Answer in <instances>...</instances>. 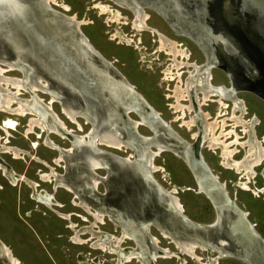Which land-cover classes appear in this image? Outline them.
<instances>
[{"label": "flooded vegetation", "instance_id": "obj_1", "mask_svg": "<svg viewBox=\"0 0 264 264\" xmlns=\"http://www.w3.org/2000/svg\"><path fill=\"white\" fill-rule=\"evenodd\" d=\"M47 1H52V3L55 4V0ZM110 1L120 8H126L131 13L133 17L130 27L131 30H136L133 26V23L136 22L138 26L143 27V30L146 29L148 31L149 29L152 30L153 33L156 31L140 22V18H145V16H147L143 10L144 8H151V10L155 11L177 35H181L179 26L183 27L188 32L182 33V35L189 37L198 45L203 60L198 63L190 60L189 57H191V53L181 42L178 43L160 33L156 35L155 41L152 39V44L148 47V53L162 52L166 55V61H160L161 59L156 56L155 59L157 61L154 59V61H152L153 67L150 66L152 70L156 69L158 78L163 82V92L161 94L169 116L162 119L160 117V112L154 109L142 94L135 89L134 85L113 65L114 62H117L116 59L107 60L93 47L87 36L84 35L94 52L104 60L105 64L103 67L105 68V75L111 74V77H108V75L106 80H100L97 87L100 97L102 98V115L97 119L89 113H86V111L82 112L78 107L72 106L70 104L71 102H66L64 105L60 103L61 113L69 121L76 122L75 118L81 116L86 122L91 124L94 122L96 126L93 125L83 136H74V140L72 142L70 141L69 148H59V154L53 161L58 163V161L62 159L68 160L67 164L71 166L70 168L72 170V166L77 165L76 163L82 159L79 157L77 160L73 158L74 156L72 157L74 154L72 147L73 143H87L86 145H88L93 152L98 153V155H94L91 152L85 155L83 154L84 165L90 169V172L86 173L83 170H78V176L75 177L74 174L72 176H67L71 183H68L63 176L56 175L52 168H50L48 173H40L39 179L44 182L53 180V188L61 186L63 189L71 192L74 197H78L79 199L75 205H78L91 215L92 221L89 225L79 226L72 222L66 225V228H70V231H73V235L68 238V241L72 244H90L89 247L92 249L106 250L108 253L115 255L114 264H124L132 259L138 264H154L156 258L175 257V255L173 256L175 253L171 252L168 248L160 247L158 245V239L148 234V226L150 224L144 222L136 225L128 220L122 219L119 213L115 216L116 209L103 202H101L100 205L97 204V208L91 211L86 201L92 202L93 200L87 193L94 191L97 184L101 182V178L104 177L96 176L92 174L91 171L94 172L96 169L113 171L111 168L112 164L123 167L127 163L130 164L133 157L136 156L133 167H136L144 178L149 179L153 172L161 169L159 165L154 163L153 159L158 157L162 152H170L187 164V168L193 175L197 189L196 193L204 195L212 202L215 213L216 209H218L221 213L224 212V214L228 216V213L238 210L235 207L234 201L230 199L225 192V183L219 181L218 176L207 166L201 150H208L216 154L219 166L234 170V172L243 175L246 180L253 176L254 167L260 165L263 161V141L256 138L253 129V124L256 123V117L244 118L243 115L246 113L245 105L242 100L237 99L235 93L239 89H243L257 93L264 99V46L258 49L261 57L255 58L251 50L256 48L255 43L260 41L257 37H253L255 40L254 43L251 38L252 35L249 34L246 36L244 34L247 43H245V47H243L234 42V37L231 36V29H229L230 31L228 32V29L217 27L219 22L214 19L213 12L217 9V6H220V0H208L210 2L209 4L213 5V7H211V12L207 11L206 16L202 13L203 11H198V8L202 7L204 0ZM254 8L255 9L252 8L254 12L251 9L253 12L251 17H255L259 20L261 18L262 21L264 18V11L258 7ZM97 10L99 14L102 13H100L99 9ZM113 11V21L115 22V17H118L119 21V18H122V16H120L121 13L117 10ZM55 13L56 15L62 14L57 11ZM109 15L110 14L107 13L106 20ZM68 19L73 21L76 25L80 23L74 19L73 16H68ZM262 22L264 25V19ZM125 23L129 22L126 21ZM259 30L264 34V26ZM116 31L117 29H115L112 34L113 37L117 39L115 44H119L120 42L118 39H120L125 46L132 45V42L133 48H137V43H139L140 40L138 39L134 42L136 35L133 31L127 30L128 32L126 31L127 33H125L132 38H124V32L120 33V31V36H114ZM65 37L70 41L75 57L82 60L84 57L83 51L73 42L72 37L69 35ZM127 39L130 40L129 43H127ZM173 42L176 44H173ZM162 44L165 45L164 48ZM251 44L253 47H251ZM143 48L146 49L145 45ZM19 57L20 55H16L15 60L12 61L0 59V65L4 66H0V111L17 116H24L26 114L34 115L28 119V128L26 132L30 131L32 127L37 126L41 131L45 130L46 133H56L61 137H66L67 134L70 135V131L65 128L63 122L49 106V103L55 101L59 102L56 93L48 89L47 83L42 80L35 70H32V66L28 63L24 65L23 62L25 61L21 59L23 61L21 62ZM140 61H144L143 56L140 57ZM22 64L25 67H23ZM243 67L252 68V72ZM215 68L222 70L226 79H228L229 85L227 87L211 82L213 80L211 71ZM12 70L19 71L22 74V78L19 79L3 74L6 71ZM21 91L27 92L31 96L30 99L19 98L18 94H20ZM36 91L48 94V102L43 103L42 99L36 95ZM85 98L91 101L94 99L90 97H84V99ZM90 100L88 102H91ZM209 104L215 105L211 111ZM202 107L206 108L202 109ZM87 108L86 106L85 109ZM236 111H238V114H236ZM129 113L134 114L137 119L130 118L128 116ZM9 120L14 121L15 126L17 125L14 119L8 116L3 118L0 129L4 131L5 134H8V129H11L6 125ZM172 123L175 124V128L184 129L187 136L186 139L173 130ZM138 126L147 128L151 134H139L136 131ZM101 127L103 128L101 129ZM236 130L242 132V135L239 136ZM244 135L247 136L246 140H243ZM214 138H218V140ZM5 142L6 141L0 143V151L2 153H11L13 158H17V156L22 153L20 149L6 145ZM45 142L53 147L55 146L48 140H45ZM97 145H103L113 149L129 148L130 153L128 156H118L113 153L109 154L108 152L101 151L97 148ZM225 145L228 151L232 152L230 157L227 153H224L223 149ZM240 148L243 149V155L238 160L235 159L233 155L237 153ZM65 153L68 154V159L63 157ZM94 163L98 165L95 166ZM234 163L241 164L239 171L233 167ZM0 175L12 184H15L18 180H23L32 187L31 197L36 202L46 206L56 205L51 194L44 190L36 192V182L16 173L10 168L9 164L3 162L1 158ZM262 175L264 176V169ZM75 178L79 181L75 182ZM156 187L160 192L167 195V206L182 213L180 202L174 194L176 192V190L173 189L174 187H171V189H165L158 185ZM81 191L87 192V195L83 194V199L79 197V192ZM106 207H111L110 213L112 218L110 219L119 227V231L116 235L94 229L97 227L98 223H103L104 209H106ZM239 212L241 213V218L238 219L236 226L239 228V232L242 235V237L240 236L239 242L242 243L244 248L243 252L236 251L234 254L215 251L218 257H222L224 254L235 255L242 261L250 263L249 261L252 260L249 254L250 252H254L258 256H264V251L258 250L255 243L252 244L251 241L247 240V242H244L245 234L248 235V233L255 232H252L253 226H248L244 212L241 210H239ZM57 213L62 219L69 218V214H64L59 211ZM81 219L84 221L87 220L84 217ZM77 226H79V228H77ZM158 228L160 229L161 237L183 244L181 253L180 251L177 252L179 254L176 253L179 264H184V259L181 255L189 254L186 253V249L188 248L186 247L187 243H195L198 246H204V244L209 245L206 241L199 240L198 237L196 238L197 240L194 241L178 237L175 238L165 229ZM84 234H88V236H84ZM255 234L257 235V233ZM248 238L253 241L251 237ZM257 239L261 240L264 244V241L259 238V236H257ZM125 240H129L133 245H122ZM204 248L203 250L211 249L208 246H204ZM192 253L193 252H191V254ZM195 257L197 258L198 256L195 254ZM210 261V264H215L216 258L212 257ZM0 264H21L19 259L12 254L10 248L2 240H0ZM196 264L201 263L196 260Z\"/></svg>", "mask_w": 264, "mask_h": 264}, {"label": "rangeland", "instance_id": "obj_2", "mask_svg": "<svg viewBox=\"0 0 264 264\" xmlns=\"http://www.w3.org/2000/svg\"><path fill=\"white\" fill-rule=\"evenodd\" d=\"M231 1L233 2V5L230 4L229 0H220L221 8L225 10L234 8L235 10H233V13L237 14V18H235L237 26L243 28L246 25L243 24L244 21L242 18L244 17L245 21L250 19L253 14L251 11V5L255 6L254 1L248 0L250 6L244 4L243 0ZM54 3L55 4L48 1L47 7L52 11L73 16L74 19L79 21L81 23L78 22L79 31L87 36L93 47L107 60L116 59L117 62H114L113 65L134 85L135 89L142 94L146 101L154 109L160 112V117L162 119L167 118L169 114L165 108L164 99L161 94L163 92V82L158 78L156 69L152 70L150 67H153L152 61H154L156 56L161 59L160 61H166V55L162 52L148 53V47L151 46L152 39L155 41L156 35L160 33L171 40L178 43L181 42L191 53L189 59L196 63L201 62L203 56L198 45L189 37L182 35V33H187L188 31L179 26L181 35H177L169 28L164 20L156 14L155 11L151 10V8L143 9L147 16L141 19L140 22L151 29H155L156 31L154 33L149 29L148 31L146 29L143 30V27L138 26L136 22H134L135 24L133 23V26L136 25L138 27L135 28L136 30H131V21L133 19L131 13L126 8H120L110 0H55ZM209 3L208 0H204L202 7L198 8V11H203L202 13L206 16L207 11L211 12V7H213V5ZM255 3L258 5V8L264 11V0H255ZM101 6L106 7L108 11L102 14L100 9ZM97 9L100 10L101 14L98 13ZM111 9L117 10L121 13L120 16H122V18H119V21H113L114 18L112 14L114 11ZM242 10L245 14L243 16ZM45 13V15H42L43 17H47L52 12L46 10ZM107 13L110 15L106 20ZM28 14L32 20L35 15L38 20L40 19V14L36 12V5L33 3H30L29 5ZM116 18L117 17H115V19ZM31 19L29 20L31 21ZM126 21L129 23H125ZM34 23L36 22L34 21ZM35 25L38 26V24ZM22 27V23H18V21L9 20L7 25L0 24L1 30H7L11 36H13L18 42L22 43L24 47H28L31 52L34 50L36 52L39 44L36 46L33 33H31L26 27ZM115 29H117V31L114 36H120V33L124 32V38H132L130 35L125 34L128 32L127 30H130L136 35L134 42L138 39L141 42L139 41V43H137V48H133L132 42V45L125 46L120 39H118L120 43L115 44L117 39L112 35ZM255 34H257V36H254L261 41V43L256 42V48L251 50L252 55L256 58L258 56L261 57L258 49H261V46H264V34L260 30L259 32L256 31ZM126 41L127 43L130 42L128 39ZM173 44L176 43L173 42ZM144 45L146 49L143 48ZM48 50L50 49L42 47L43 53H46V56H44V59L42 58L43 60L41 61L43 66L48 62H53L56 64L58 70L62 72L71 67V64L68 63V61H65L63 56L58 57L56 54L55 56ZM142 56L144 61H140V57ZM155 61L157 60L155 59ZM3 74L5 76L19 79L22 78V74L19 71H6ZM211 74H213L212 83L221 84L226 87L229 85L228 79H226V76L219 68L212 69ZM42 80L47 83L44 78H42ZM51 90L54 89L51 88ZM53 92L55 93L57 91ZM35 93L42 99L43 103L48 102V94L42 93L41 91H36ZM87 94L95 97V92L92 87L88 88ZM56 95L59 97L60 94L56 93ZM235 96L237 99L242 100L245 105L246 113L243 115L244 118L248 119L252 116L256 117V123L253 124V129L256 138L263 141L262 146L264 149V99L257 93L243 89H239L235 93ZM18 97L30 99L31 96L27 92L21 91L20 94H18ZM89 100L90 99L88 98L86 100V106L88 108L82 109V112L86 111V113H89L91 116L98 118L102 115L103 104L101 103V100H90L91 102H88ZM49 106L63 122L65 128L70 131V136L72 138H74V136L80 137L85 135L91 127L95 125L94 122L93 124L86 122L81 116L75 118L76 122L69 121L61 113L60 101L49 103ZM214 106L215 105L213 104H209L210 111ZM205 108L206 107H202V109ZM236 114H238V111H236ZM7 116L14 119L17 122V125L14 129H8V134H5V132L0 129V143L6 141V145L16 147L20 149L22 153L19 154L17 158L14 157V159L11 153H2L0 151V158L3 162L9 164L10 168L16 173L36 182V192L44 190L51 194L56 205L46 206L42 203L36 202L31 197L32 187L26 184L23 180H18L15 184H12L0 175V240L10 248L12 254L19 259L21 264H114L115 255L108 253L106 250H96L90 248V244H72L68 241V238H70L69 236L73 235V231H70V228H66V225H69V222L79 226L89 225L92 221V217L81 207L75 205V203L79 201L78 197H74L71 192L63 189L61 186L53 188V180L44 182L39 179V174L48 173L50 168L53 169L56 175L63 176L65 179V176H72L73 174L75 177L78 176L79 172H73L71 170V166L67 164L68 160L62 159L58 161V163L53 161V159L59 154V148L67 149L70 147L71 142L69 137H67L68 135L66 137H61L56 133H46L45 130L41 131L37 126L32 127L30 131L26 132L28 128V119L34 115L26 114L24 116H17L0 111V124L2 123V119ZM128 116L132 119H137L132 113H129ZM174 126L175 124L172 123L173 130L186 139L187 136L184 129L175 128ZM136 131L142 135L151 134L148 129L143 126H138ZM236 133H238L239 136L242 135V132L237 130ZM246 138L247 136L244 135L243 140H246ZM45 140L50 141L55 146L53 147L47 144ZM97 148L106 153H113L118 156H128L130 153L129 148L113 149L103 145H97ZM201 151L207 166L218 176L219 181L225 183L224 188L227 196L234 201L235 207L238 210L244 212L248 226H253L252 232L257 233V236L264 241V176L262 175L264 159L260 165L254 167L253 176L246 180L243 175L234 172V170L225 169L219 166L216 154H213L208 150L202 149ZM242 155L243 149L240 148L233 157L239 160ZM153 161L156 165H159L161 169L150 175L149 180L151 183L156 186H162L165 189H171V187H174L173 189L176 190L174 194L177 196L182 207L181 214L187 220L198 224L211 223L216 217L213 204L204 195L196 193L197 189L193 175L187 168V164L170 152H162L158 157H155ZM105 173V169L94 170L96 176H105ZM103 189L104 184L99 182L94 191H90L89 193L81 191L79 192V197L83 199V194L87 193L93 201H85L89 204L90 210L94 211V208H97V204H101L97 193H102ZM138 189L140 190L139 206L141 208V203L144 204V206H147L150 203L151 191L145 188L143 189L141 186H138ZM58 211L64 214H69V218L62 219L58 216ZM110 211L111 207H106V209H104L103 223H98L97 227L94 229L116 235L119 231V227L112 221V219H110L112 218ZM139 214H143V211H140ZM83 217L87 220H82L81 218ZM79 226H77V228H79ZM159 230L158 225H155L154 223H151L148 226V234L158 239V245L160 247L168 248L171 252L175 253L173 254L175 257L156 258L154 264H179V260L177 259V254L179 253L177 252L180 251L181 253L183 244L175 242L174 240H172V242L168 238L161 237ZM84 236H88V234H84ZM189 244L190 243H187V246H195L196 248L192 251V255H181L184 259V264H196V260L201 264H210V259L212 257L216 258L215 264H250L242 261L235 255L224 254L222 257H218L215 250H203L205 248H200L202 247L201 245L198 246L195 243ZM122 245H133V243L129 240H125ZM195 254L198 256L197 258L195 257ZM124 264L138 263L132 259Z\"/></svg>", "mask_w": 264, "mask_h": 264}, {"label": "water", "instance_id": "obj_3", "mask_svg": "<svg viewBox=\"0 0 264 264\" xmlns=\"http://www.w3.org/2000/svg\"><path fill=\"white\" fill-rule=\"evenodd\" d=\"M253 1L255 6L251 5V8L255 9L254 7H258V5L255 3V0ZM229 2L233 5L231 0H229ZM30 3L36 5V12L40 14L39 20L36 15L33 20L30 18V15L28 14ZM243 3L250 6L248 0H243ZM0 6L2 7L0 8V24L2 23V25H7L9 20L18 21V23H22L23 27H26L31 33H33L36 46L39 44L38 49L36 52L35 50L32 52L28 51L29 48L24 47V45L19 42V44L23 47L22 52L19 54L21 55L19 60L23 62L24 60L22 61L21 59H25V62H23L24 65H27V62L32 64V70H35L41 78H44L47 81V85L49 87L48 89L52 88L54 89L52 91H57L55 93L60 94L59 97H57L59 98L61 104L64 105L66 102H71L70 104L72 106L78 107L82 110L86 108L87 99H84V97L94 98V101L102 100L100 93L98 92L99 89L97 90L99 85L98 83L100 80H106L108 75V77H111V74L109 73L108 75H105V68L103 67L105 64L104 60H102L101 57L94 52L84 35L79 31V24L76 25L73 21H70L67 15H56L54 11L47 7V2L44 4L41 0H2V2H0ZM44 10H49L52 13H50V15L47 14V17H43L42 15L46 14ZM233 10L235 9H222L220 2V6H217V9L213 12L215 17L214 19L219 22L217 27L219 28L222 26L226 30L228 29V32L230 31L229 29H231V36L234 37V42L242 45L243 47H245L244 45L247 43L246 36L249 34L252 35L251 38L255 43V40L253 39V37L257 36L255 32H259V29L264 26L261 18L259 20L255 17H250L249 20L245 21L244 17L242 18V16L245 15L242 10L243 12L241 18L244 21L243 24L246 25L242 28L237 26V22L235 21L237 14H234ZM27 18L31 19V21ZM34 21L36 23H34ZM35 24H38V26ZM2 32L6 35H11L5 29H2ZM65 34L72 37L73 42L83 51L84 57L82 60L75 57L70 41L67 40ZM244 34L246 36H244ZM251 46L253 45L251 44ZM42 47L50 49L48 51H50L53 55L56 54L58 57L63 56L64 60L71 64V67L62 72L58 70L56 64L53 62H48L43 66L41 61L44 59V56H46V53H43ZM0 49L5 51L8 58H14L15 53L12 50V46L8 43V38L3 37L1 33ZM23 64L22 66L25 67ZM243 68L252 72V68L250 67ZM51 72L54 73L52 74ZM89 87L93 88L95 97L87 94ZM102 128L103 127H101V129ZM67 135L72 142L74 138H72L69 134ZM86 144L87 143L72 144L74 150L72 157L74 156L73 158L77 160L79 157L82 158L78 163H76L77 165H74L75 167L72 166L73 172L83 170L84 172L89 173L90 169H88L83 162V154L85 155L86 153L91 152L94 155H98V153L93 152V150ZM67 156L68 154H63L65 159H68ZM135 158L136 156L133 157L130 164L127 163L123 167L112 164L111 168L113 171L106 170V175L101 178V182L104 184V192L98 194L99 200L100 202L116 209L115 216L119 213L122 219L128 220L136 225L144 222L148 224L154 223L155 225H158V227L168 230L169 233H172V237L175 238L178 237L194 241L197 240L196 238L198 237L199 240L206 241L212 250L219 252L223 251L234 254L236 251L243 252L244 248L242 243L239 242L240 236L242 237V235L239 232V228L236 226L238 219L241 218L239 210H235V212L231 211L232 213H228V216H226L224 212L221 213L218 209H216V217L209 224L190 222L181 214V212L168 207L167 195L160 192L156 185L151 183L149 179L144 178L140 171H138L136 167H133V163L136 160ZM91 173L94 174L93 171H91ZM65 177L66 179H64L68 183H71L69 182L67 176ZM78 181L79 180L75 178V182ZM138 186L151 191L150 203L147 206H144V204L141 203V208L139 206L140 190L138 189ZM140 211H143V214H139ZM248 237H251L253 241ZM247 240L251 241L252 244L255 243L258 250H261L262 252L264 251V244L261 240L257 239V235L255 233H248V235L245 234L244 242H247ZM249 254L252 257V260L249 261L250 264H264V256H258L254 252H250Z\"/></svg>", "mask_w": 264, "mask_h": 264}, {"label": "bare ground", "instance_id": "obj_4", "mask_svg": "<svg viewBox=\"0 0 264 264\" xmlns=\"http://www.w3.org/2000/svg\"><path fill=\"white\" fill-rule=\"evenodd\" d=\"M40 1V0H39ZM41 1H43L44 2V4L47 2L48 3V1L47 0H41ZM52 2V1H51ZM0 8H2L1 6H0ZM101 12H102V14H104L106 11H108L107 9H106V7H103V6H101ZM140 19H143V18H140ZM115 20H118V17L115 19ZM118 22V21H117ZM135 24V23H134ZM134 27L135 28H137L138 26H136V25H134ZM0 33H1V35L3 36V37H5V38H8V43H9V45H11L12 46V50H13V52L15 53V55H14V58L12 59V58H8V56L6 55V53H5V51L4 50H2V49H0V59H2V60H7V61H12V60H15V57H16V55H19L21 52H22V50H23V47L19 44V42L17 41V40H15V38L13 37V36H9V35H6V34H4V33H2V30L0 29ZM162 46H163V48H164V46L165 45H163L162 44ZM162 48V49H163ZM25 49V48H24ZM28 51H30V50H28ZM177 52V51H176ZM174 53V52H173ZM21 56V55H20ZM18 57V56H17ZM24 61H25V59H23ZM29 65H31L32 66V64L31 63H29V62H27ZM52 74L54 73V72H51ZM59 78H61V77H59ZM16 113V112H15ZM7 122V121H6ZM6 122H5V124H6ZM9 128H11V129H14L15 128V122L14 121H12V120H9L8 122H7V124H6ZM6 127V126H5ZM215 140H218V138H214ZM224 153H227V155L230 157L231 155H232V152H229L228 151V149H227V146L225 145L224 146ZM249 153H251V152H249ZM225 155V154H224ZM251 156V155H250ZM228 161V160H227ZM96 162V161H95ZM97 163V162H96ZM96 163H94V165L95 166H97L98 164H96ZM233 165V164H232ZM233 167H235V169L237 170V171H239L240 170V167H241V164L240 163H234V165H233ZM47 180V179H46ZM177 205L179 206V204L177 203ZM190 245V244H189ZM204 246L206 247V246H208L207 244H204ZM204 246H202V248H204ZM188 248L186 249V253L188 254H191V252L193 251V250H195V246H187ZM209 247V246H208ZM185 250V249H184ZM192 255V254H191Z\"/></svg>", "mask_w": 264, "mask_h": 264}, {"label": "clouds", "instance_id": "obj_5", "mask_svg": "<svg viewBox=\"0 0 264 264\" xmlns=\"http://www.w3.org/2000/svg\"><path fill=\"white\" fill-rule=\"evenodd\" d=\"M0 2H2V0H0Z\"/></svg>", "mask_w": 264, "mask_h": 264}]
</instances>
